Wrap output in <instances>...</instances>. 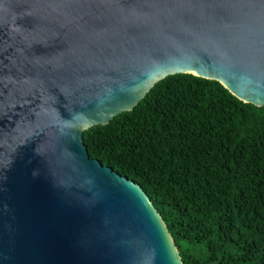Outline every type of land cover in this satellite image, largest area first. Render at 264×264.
<instances>
[{"label": "water", "instance_id": "obj_1", "mask_svg": "<svg viewBox=\"0 0 264 264\" xmlns=\"http://www.w3.org/2000/svg\"><path fill=\"white\" fill-rule=\"evenodd\" d=\"M175 74L264 105V0H0V264H182L82 135Z\"/></svg>", "mask_w": 264, "mask_h": 264}, {"label": "trees", "instance_id": "obj_2", "mask_svg": "<svg viewBox=\"0 0 264 264\" xmlns=\"http://www.w3.org/2000/svg\"><path fill=\"white\" fill-rule=\"evenodd\" d=\"M82 140L142 189L182 264H264V105L175 74Z\"/></svg>", "mask_w": 264, "mask_h": 264}]
</instances>
